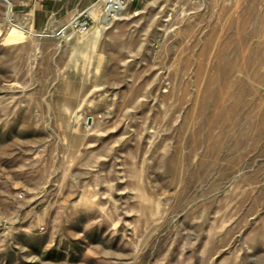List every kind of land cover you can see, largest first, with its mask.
<instances>
[{
    "label": "rangeland",
    "instance_id": "obj_1",
    "mask_svg": "<svg viewBox=\"0 0 264 264\" xmlns=\"http://www.w3.org/2000/svg\"><path fill=\"white\" fill-rule=\"evenodd\" d=\"M9 1L0 264H264V0H129L65 34Z\"/></svg>",
    "mask_w": 264,
    "mask_h": 264
},
{
    "label": "crops",
    "instance_id": "obj_2",
    "mask_svg": "<svg viewBox=\"0 0 264 264\" xmlns=\"http://www.w3.org/2000/svg\"><path fill=\"white\" fill-rule=\"evenodd\" d=\"M94 0H13L29 27L59 29ZM26 21V20H25Z\"/></svg>",
    "mask_w": 264,
    "mask_h": 264
},
{
    "label": "built area",
    "instance_id": "obj_3",
    "mask_svg": "<svg viewBox=\"0 0 264 264\" xmlns=\"http://www.w3.org/2000/svg\"><path fill=\"white\" fill-rule=\"evenodd\" d=\"M128 3L129 0H94L85 9L76 12L57 33L65 34L68 29L84 32L93 25L96 16L103 19L115 17Z\"/></svg>",
    "mask_w": 264,
    "mask_h": 264
},
{
    "label": "bare ground",
    "instance_id": "obj_4",
    "mask_svg": "<svg viewBox=\"0 0 264 264\" xmlns=\"http://www.w3.org/2000/svg\"><path fill=\"white\" fill-rule=\"evenodd\" d=\"M8 1V3L10 4V1L9 0H7ZM9 9H10V7H9ZM107 21V20H106Z\"/></svg>",
    "mask_w": 264,
    "mask_h": 264
}]
</instances>
